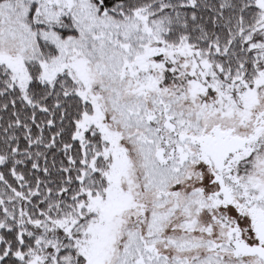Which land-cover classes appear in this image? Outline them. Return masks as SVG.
I'll use <instances>...</instances> for the list:
<instances>
[{
	"label": "snow or ice",
	"instance_id": "snow-or-ice-1",
	"mask_svg": "<svg viewBox=\"0 0 264 264\" xmlns=\"http://www.w3.org/2000/svg\"><path fill=\"white\" fill-rule=\"evenodd\" d=\"M0 264H264V0H0Z\"/></svg>",
	"mask_w": 264,
	"mask_h": 264
}]
</instances>
